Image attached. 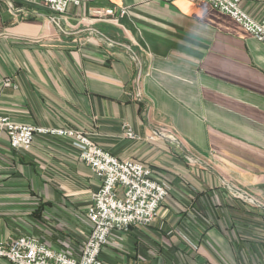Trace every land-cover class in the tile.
<instances>
[{
  "label": "crops",
  "instance_id": "obj_1",
  "mask_svg": "<svg viewBox=\"0 0 264 264\" xmlns=\"http://www.w3.org/2000/svg\"><path fill=\"white\" fill-rule=\"evenodd\" d=\"M12 3L21 10L0 0V114L78 128L171 186L154 222L111 234L103 259L264 264V44L206 1L85 0L58 23L45 5ZM240 5L264 19L263 2ZM99 183L68 138L14 149L0 132V240L79 247Z\"/></svg>",
  "mask_w": 264,
  "mask_h": 264
},
{
  "label": "built area",
  "instance_id": "obj_2",
  "mask_svg": "<svg viewBox=\"0 0 264 264\" xmlns=\"http://www.w3.org/2000/svg\"><path fill=\"white\" fill-rule=\"evenodd\" d=\"M13 1L45 5L54 13L48 17L49 22L58 23L69 5L79 6L85 0H8L9 6L19 11L21 8L14 7ZM191 1L208 2L213 8L233 18L256 40L264 44V19H256L245 12L240 5L243 0ZM251 1L264 3V0ZM92 13L101 17L111 11L96 9ZM3 85L11 86L12 83L4 80ZM122 128L126 138H140L129 124L124 123ZM165 131L158 132L165 135ZM0 132L7 134L10 146L14 149L29 148L37 134L48 133L66 137L77 148L79 160L86 163L92 173L100 179L99 186L91 194L90 204L85 211L89 232L81 240L79 247L66 250L48 245L38 235L24 232L13 234L0 240V259L12 264H108L103 259L102 252L111 234L127 233L132 227L151 225L158 216L161 203L170 192L169 182L155 175L151 166L134 159H119L101 148L89 134L78 128L39 127L15 122L0 114ZM168 137L176 140L173 134H168ZM187 158L191 162L194 158L198 160L194 155ZM239 193L247 196L241 191Z\"/></svg>",
  "mask_w": 264,
  "mask_h": 264
},
{
  "label": "rangeland",
  "instance_id": "obj_3",
  "mask_svg": "<svg viewBox=\"0 0 264 264\" xmlns=\"http://www.w3.org/2000/svg\"><path fill=\"white\" fill-rule=\"evenodd\" d=\"M196 157V156H195ZM186 159L188 160V158L186 157ZM198 159V158H197ZM189 161V160H188ZM197 161H199V159L198 160H196V158H194V160H193V162H191V161H189V164L190 165H196V163H197ZM170 190H171V186H170ZM244 193V192H243ZM246 194V193H245ZM247 195V194H246ZM249 198L251 199L252 197L251 196H249ZM61 226V225H60ZM63 226H61V228H62ZM67 228V227H66ZM66 228H64L63 230L62 229H60V230H57V232H59L60 233V236L62 235V237L66 234L65 232L66 231H68ZM43 239V238H42ZM0 264H12V263H10L9 261H7V260H5V259H0Z\"/></svg>",
  "mask_w": 264,
  "mask_h": 264
},
{
  "label": "bare ground",
  "instance_id": "obj_4",
  "mask_svg": "<svg viewBox=\"0 0 264 264\" xmlns=\"http://www.w3.org/2000/svg\"><path fill=\"white\" fill-rule=\"evenodd\" d=\"M239 193V192H238Z\"/></svg>",
  "mask_w": 264,
  "mask_h": 264
}]
</instances>
